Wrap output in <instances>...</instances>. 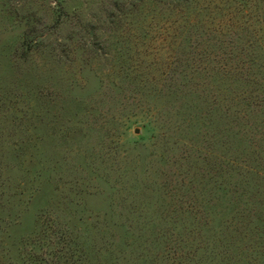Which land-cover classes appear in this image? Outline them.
<instances>
[{
  "label": "rangeland",
  "instance_id": "rangeland-1",
  "mask_svg": "<svg viewBox=\"0 0 264 264\" xmlns=\"http://www.w3.org/2000/svg\"><path fill=\"white\" fill-rule=\"evenodd\" d=\"M0 264H264V0H0Z\"/></svg>",
  "mask_w": 264,
  "mask_h": 264
}]
</instances>
